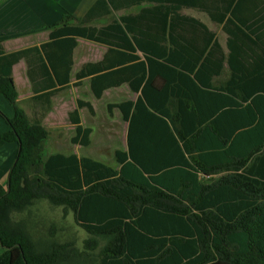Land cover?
<instances>
[{
  "label": "trees",
  "instance_id": "1",
  "mask_svg": "<svg viewBox=\"0 0 264 264\" xmlns=\"http://www.w3.org/2000/svg\"><path fill=\"white\" fill-rule=\"evenodd\" d=\"M143 3L138 13L92 24ZM183 7L222 24L226 54L204 23L180 15ZM48 27L38 46L5 52L0 44V94L14 110L10 118L0 111L9 127L0 147L17 144L0 185V264H264V0H96L83 16L64 11ZM75 37L107 50L81 66L74 86L90 77L95 98L122 84L138 92L107 104L127 122L118 168L74 153L44 156L49 131L17 105L13 65L25 59L46 111L70 81ZM224 62L228 76L216 83ZM80 107L94 114L90 102ZM77 108L68 113L71 141L85 147L92 129ZM31 171L45 193L33 191ZM42 199L71 212L87 233L81 248L61 241L53 225L37 229L32 207Z\"/></svg>",
  "mask_w": 264,
  "mask_h": 264
},
{
  "label": "crops",
  "instance_id": "2",
  "mask_svg": "<svg viewBox=\"0 0 264 264\" xmlns=\"http://www.w3.org/2000/svg\"><path fill=\"white\" fill-rule=\"evenodd\" d=\"M96 0H0V44L3 47L5 52H13L17 50H22L25 48L33 47V46H38L43 42H46L49 40V32L51 24L55 23L58 21L63 14L64 11H68L71 13L73 16L79 18L83 16L88 9L91 7V5L95 2ZM203 1V0H202ZM209 1V0H206ZM148 4L143 3L137 6H132L129 8H121L120 10H112L111 13L105 17H101L99 19H96L93 21V25L95 26H102L107 23H109L112 19H118L119 16L121 15H127V14H135L138 13L139 10L142 7H146ZM110 9V7H109ZM180 15H185V16H191L199 19L202 23H204L211 31H213L216 35V32L212 30L208 24L207 21L214 23L216 25H219L222 32L225 34V39L224 42H221L217 35L216 38L218 40V44L221 47V50L223 54L227 53V47H226V33L222 29V24H217L213 21L210 20L209 16L203 12L200 11L197 8L194 7H183L178 11ZM144 29V28H143ZM75 40L77 42L76 47L73 50V65L70 71V81L66 85V87L62 88L60 91H58L56 94L50 97V107L44 111L38 102L35 100V96L38 94L41 95V91H35L31 88L30 81L28 79V76L26 74V68L27 64L25 59H20L17 63H15L12 67V72H13V78L14 82L18 91V96H17V105L21 108L24 109L26 112L27 116L30 118L32 121H41L43 126L49 131L48 127L46 126L47 124L49 125V121L51 120L50 113H52V106L54 104L55 98L60 95L61 93L70 90V89H77L82 86H87L88 91L90 94L93 96L91 90H90V77H84L81 80L80 85L74 86L72 83L75 81V75L77 71L81 68V66L84 63L87 62H96L102 58L104 53L107 50V46L101 43H96L93 41H89L87 39L81 38V37H75ZM85 43H90L91 45H97L98 49L101 51L100 55L96 59H88L84 61H76V51L77 48ZM136 53L143 59V55L141 52L136 51ZM89 53H84L82 54V58H85ZM228 76L227 74V68H226V63L224 62V69L222 73L218 76H215L213 78L214 82H223L226 77ZM19 82L21 84H19ZM219 87V85H217ZM120 87H125V90H128V98H125L121 101L118 102H107L109 103H119L122 101L126 100H132L134 101L136 97L138 96V92H135L129 88L127 84H122L121 86L118 87H113L109 88L103 91L102 96L100 98H94L95 99H102L104 94L113 89H118ZM126 90V91H127ZM76 91V90H75ZM1 95V94H0ZM82 100L86 102H90L93 109V102L90 99H82V98H76L75 99V106H73L72 109H70L67 112V117L68 113L75 108H77V101ZM106 104V107H107ZM30 108V110H29ZM83 108L85 107H80L77 108L78 115L82 123V118H81V112L83 111ZM86 109V108H85ZM117 109V108H114ZM113 109V110H114ZM87 110V109H86ZM112 110V111H113ZM118 110V109H117ZM0 111L2 114H4L6 117H12L14 114L13 107L9 104V102L5 99L4 96H0ZM88 112V110H87ZM120 113V111L118 110ZM89 113V112H88ZM90 116L95 114V109H94V114L89 113ZM54 115V113H53ZM121 115V113H120ZM69 119V118H68ZM124 121V120H123ZM70 122V120H69ZM126 122V121H125ZM71 123V122H70ZM127 123V122H126ZM84 127H89L92 129L90 133V143H91V135L93 133V127L89 125H83ZM73 129V134L71 137L74 135V124L71 123L70 126ZM8 125L6 124L5 120L3 117L0 115V134L8 130ZM127 131V129H126ZM58 139L59 136H56ZM79 146V143H74ZM84 147V146H82ZM86 147V146H85ZM116 150H125L124 148H117ZM17 151V144L15 142H8L3 144L0 147V185H4L6 180H7V175L9 172V169L11 167V164L15 158ZM115 153V151H114ZM76 154V153H74ZM78 155V154H76ZM80 156H85V155H78ZM90 158H93L91 156H87ZM94 159V158H93ZM97 160V159H95ZM200 177V176H199ZM207 177V176H205ZM3 248L0 245V254L2 253Z\"/></svg>",
  "mask_w": 264,
  "mask_h": 264
},
{
  "label": "rangeland",
  "instance_id": "3",
  "mask_svg": "<svg viewBox=\"0 0 264 264\" xmlns=\"http://www.w3.org/2000/svg\"><path fill=\"white\" fill-rule=\"evenodd\" d=\"M207 24L216 32L218 39L224 42L225 34L222 32L220 26L209 21H207ZM85 52L89 53V55L82 58V54ZM100 52L97 45H91L90 43L80 44L75 54L76 61L82 62L88 59H96L100 55ZM19 84L21 83L19 82ZM126 90L125 87L109 90L104 94L102 99H95L88 91L87 86L77 89L73 88L58 95L54 100L52 113H50L51 120L49 121V125H46L50 130L49 136L44 142V156L57 152L64 154L76 153L78 155L91 156L114 168H118V164L114 159V151L117 148H126L127 123L123 121L117 109L109 113L106 104L107 102H118L128 98L130 94ZM76 98L90 99L95 109V114L92 116H90L85 108L81 112L83 125L93 127L92 141L86 147L79 146L71 141L73 129L70 127L71 123L67 117V112L75 106ZM57 135L59 136L58 139H56ZM221 175L223 173L209 177L200 175L199 179L201 183H209L218 179ZM29 178L31 187L35 193L43 194L47 191L45 188L39 189L36 187L32 171L29 174ZM32 212V222L38 224V230L40 229L41 232H44L50 225H53L56 228V236L61 241L73 242L75 246L82 247V242L87 237V233L74 223L71 212L63 215L60 207H51L44 199L32 207Z\"/></svg>",
  "mask_w": 264,
  "mask_h": 264
}]
</instances>
